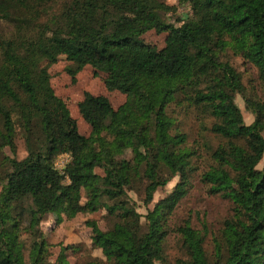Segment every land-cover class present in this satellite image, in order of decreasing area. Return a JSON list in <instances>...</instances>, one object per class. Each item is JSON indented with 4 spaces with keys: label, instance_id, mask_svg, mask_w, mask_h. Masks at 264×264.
<instances>
[{
    "label": "trees",
    "instance_id": "1",
    "mask_svg": "<svg viewBox=\"0 0 264 264\" xmlns=\"http://www.w3.org/2000/svg\"><path fill=\"white\" fill-rule=\"evenodd\" d=\"M178 2L192 10L180 25L164 19L176 8L161 0H67L44 23L29 0H0V22L10 25L0 34V264H70V246L50 259L45 216L56 213L60 222L100 210L116 218L112 227L86 224L106 261L84 264L163 262L170 217L195 170L177 108L196 112L224 140L200 181L230 199L234 213L213 260L190 220L178 226L186 256L176 264H264V0ZM150 30L166 34L164 47L142 39ZM228 49L256 67L261 95L247 92L241 72L224 59ZM60 56L71 62L73 78L89 65L96 76L106 74L109 91L127 95L115 108L106 95L84 94L78 108L88 136L52 86L49 69ZM237 95L255 116L251 124ZM19 132L27 151L21 159ZM62 155L70 161L60 170ZM176 176L169 195L145 216L137 211L130 190L144 186L150 205Z\"/></svg>",
    "mask_w": 264,
    "mask_h": 264
},
{
    "label": "rangeland",
    "instance_id": "2",
    "mask_svg": "<svg viewBox=\"0 0 264 264\" xmlns=\"http://www.w3.org/2000/svg\"><path fill=\"white\" fill-rule=\"evenodd\" d=\"M32 8V13H37L39 22H45L49 16L59 12L67 2V0H29ZM169 5L175 6L174 11L163 13V17L167 22L180 25L185 22L191 15L192 10L188 4H180L178 0H161ZM24 9V5H21ZM10 26L5 21L0 22V34ZM165 33H157L155 30H150L142 35V39L151 45H156L160 48L165 45ZM229 50V49H228ZM229 60L233 66L238 69L243 78L249 94L261 95V86L258 78V70L251 63L245 61L241 56L233 54L229 50L224 57ZM71 62L65 56H60L59 61L52 65L49 69L51 74V83L58 96L63 98L67 103L73 117L77 120L78 127L81 133L88 136L91 128L89 124L82 118L79 112L78 104L83 99L86 92L95 95H106L115 108L120 107L127 101V95L118 90L109 91L105 85V73L95 75L94 69L91 66L84 67L79 71L75 78L68 72ZM237 104L241 108L246 124H251L255 116L246 108L245 101L241 95H237ZM177 120L181 129L188 134L187 146L195 152L193 157L194 173L192 174V184L188 188L187 195L181 200L176 207L169 221V233L164 243V261L159 264H176L179 258L186 256L183 248L182 239L177 232V227L190 220L192 226L199 230L205 237L204 247L210 260L214 259L215 243L217 239H221L224 223L228 218H231L234 213L233 203L230 199L220 194H210L208 187L200 181L202 171L208 169L214 164L212 154L214 150L221 145L224 140L212 134L210 131L203 128L199 123L196 112L177 108ZM193 112V113H192ZM206 126H210V120L205 121ZM17 156L23 158L27 155L22 133L19 132L17 138ZM6 153L13 156L9 148ZM58 168L66 163V157L57 159ZM259 168L264 167V157ZM98 172L102 173L100 169ZM180 178L176 176L169 183L157 190L154 196V201L150 205L144 203V186H138L136 190H130L129 196L139 213L145 216L150 209H153L155 204L161 199L169 195L179 183ZM89 219L98 221L99 226L103 230H108L112 227L116 218L108 215L105 210L97 211L91 215L79 214L71 220H62L58 222L56 213H49L45 216L41 228L52 244L50 259L55 262L61 249L65 246L69 247L66 250L67 259L70 264H84L93 258H100L106 261L102 249L95 248L92 245V229L86 224ZM145 223V218H142ZM27 242L26 257L28 258V248L31 238L28 235L24 236Z\"/></svg>",
    "mask_w": 264,
    "mask_h": 264
},
{
    "label": "built area",
    "instance_id": "3",
    "mask_svg": "<svg viewBox=\"0 0 264 264\" xmlns=\"http://www.w3.org/2000/svg\"><path fill=\"white\" fill-rule=\"evenodd\" d=\"M60 157H66V163H65V165L70 161V156L69 155H62V156H60ZM58 162L56 161V166H58ZM64 165V166H65ZM64 166L62 167V169L64 168ZM61 169V168H60Z\"/></svg>",
    "mask_w": 264,
    "mask_h": 264
}]
</instances>
